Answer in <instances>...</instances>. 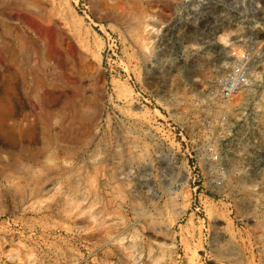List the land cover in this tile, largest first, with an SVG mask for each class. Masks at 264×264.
I'll list each match as a JSON object with an SVG mask.
<instances>
[{"label":"rangeland","instance_id":"obj_1","mask_svg":"<svg viewBox=\"0 0 264 264\" xmlns=\"http://www.w3.org/2000/svg\"><path fill=\"white\" fill-rule=\"evenodd\" d=\"M165 119L220 152L221 186ZM0 125V264H264V0H0Z\"/></svg>","mask_w":264,"mask_h":264},{"label":"built area","instance_id":"obj_2","mask_svg":"<svg viewBox=\"0 0 264 264\" xmlns=\"http://www.w3.org/2000/svg\"><path fill=\"white\" fill-rule=\"evenodd\" d=\"M237 63L222 76L216 78L214 92L209 94V98L217 107L219 112L218 120L222 123L227 114L232 111L233 99L235 95L246 86L250 85V75L248 72V59L243 53L236 56ZM165 126L164 140L170 146L178 148L182 163L188 169V173L192 183H199L201 179L206 178L207 182L214 186H221L225 174L226 167L222 161L220 152L207 145L206 147L197 146L199 138L187 132L183 127L177 125L172 119L163 121ZM209 122V116L202 119V124ZM196 145V146H195ZM163 156L172 163L173 157L170 153H164ZM194 188L196 192L197 188Z\"/></svg>","mask_w":264,"mask_h":264},{"label":"bare ground","instance_id":"obj_3","mask_svg":"<svg viewBox=\"0 0 264 264\" xmlns=\"http://www.w3.org/2000/svg\"><path fill=\"white\" fill-rule=\"evenodd\" d=\"M149 25V24H148ZM150 26V25H149ZM152 28V27H151ZM18 100H20V99H18ZM1 126V125H0ZM6 132H12L10 129H2V128H0V134H5V135H8L9 133H6ZM0 141H4L3 139L2 140H0ZM2 143L0 142V145H1ZM176 157V156H175ZM175 162V161H174ZM17 161H16V159L13 157V158H10V159H8V160H6L5 162H4V159H3V157L2 156H0V174L1 173H3V172H5V170H7V169H13L16 165H17ZM150 164V163H149ZM174 164V163H173ZM178 164V163H177ZM184 166V165H183ZM186 168V167H185ZM143 169L144 170H146V174H148V175H150V174H152L153 172H152V168L151 167H149V168H146V166H144L143 167ZM172 169V168H171ZM11 172H12V170H10ZM167 178V177H166ZM168 180V179H167Z\"/></svg>","mask_w":264,"mask_h":264},{"label":"crops","instance_id":"obj_4","mask_svg":"<svg viewBox=\"0 0 264 264\" xmlns=\"http://www.w3.org/2000/svg\"><path fill=\"white\" fill-rule=\"evenodd\" d=\"M72 130V129H71ZM70 133H72V131H70ZM71 138L73 137L72 135L70 136ZM144 192L146 193L147 190H141V189H138L137 192L138 193H141V192ZM128 193H132L134 194L135 192H131L130 190H127ZM114 201H116V204H114ZM113 206L115 208L117 207H122L123 209L126 208L128 209V211L132 210L133 207H134V201L133 199H131L129 196H127L126 194H123L122 198L121 199H118V200H113Z\"/></svg>","mask_w":264,"mask_h":264}]
</instances>
